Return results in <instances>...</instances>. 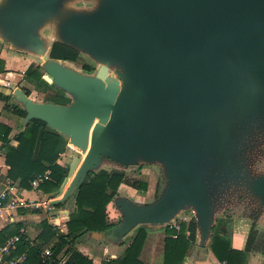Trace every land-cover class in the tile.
<instances>
[{"label":"water","instance_id":"obj_1","mask_svg":"<svg viewBox=\"0 0 264 264\" xmlns=\"http://www.w3.org/2000/svg\"><path fill=\"white\" fill-rule=\"evenodd\" d=\"M54 43L92 68L53 57ZM0 45L39 57L68 98L0 86L25 111L21 130L41 120L77 150L50 200L57 214L104 168L161 169L157 198L116 194L119 221L81 240L118 246L188 211L202 253L216 214L240 197L264 213V0H0Z\"/></svg>","mask_w":264,"mask_h":264},{"label":"trees","instance_id":"obj_2","mask_svg":"<svg viewBox=\"0 0 264 264\" xmlns=\"http://www.w3.org/2000/svg\"><path fill=\"white\" fill-rule=\"evenodd\" d=\"M51 55L55 58L75 62L79 53L61 43H54ZM0 59V70H3ZM86 70L91 64H84ZM26 70V78L33 80L40 87H47L42 80V74L36 67ZM30 93V90H28ZM0 98L8 97L0 94ZM45 100L58 103L68 101L64 93L46 96ZM13 114L24 117L25 111L16 104L4 106ZM12 127L0 122V147L3 150L7 166L6 178L11 184H17L23 189L31 188V180L38 174L50 170V179L40 185V190L48 195H54L67 175V167L58 162L60 155L67 149V140L57 131L50 129L41 120H31L24 130L11 135ZM12 140L16 143L13 144ZM128 183L125 174L120 171L102 169L93 173L78 190L75 208L69 214L66 232H60L57 227L48 223L46 218L40 221L41 229L32 242L26 239L19 227L5 226L0 229V244L8 237L19 234L20 240L13 251L14 255L26 252L25 264H149L140 257L144 247L147 230L144 226L136 229L128 245L117 257L107 258L95 263L91 258L76 248L82 236L88 231H106L114 222L108 217V205L118 193L121 183ZM139 192L145 191L147 182L134 180L129 183ZM61 204L53 207H60ZM27 209V208H26ZM165 229L161 264H185L184 258L189 252L191 242L196 239V225L194 219L180 222L179 229ZM257 236L250 232L244 247H234L230 239L216 231L212 236L210 248L219 262L224 264H246L248 252L253 250ZM263 242V243H262ZM264 246V239L259 241ZM48 248L50 253L43 255Z\"/></svg>","mask_w":264,"mask_h":264},{"label":"rangeland","instance_id":"obj_3","mask_svg":"<svg viewBox=\"0 0 264 264\" xmlns=\"http://www.w3.org/2000/svg\"><path fill=\"white\" fill-rule=\"evenodd\" d=\"M52 29L50 27H47L44 30V33L46 35H51ZM3 48V45H0V49ZM20 53V52H19ZM22 60H27L28 63H30V69L38 68L42 74V80L45 82L47 87H40L37 84L33 82V80H28L27 78L20 80V83L25 85V88L30 90V95L34 100L38 101H45L46 96H54L58 95L59 93H63V91L57 89L53 84H51L46 78L45 74L41 71V60L39 57L31 54L21 53L20 55ZM68 64L72 65L74 68L80 70V71H87L83 65L88 63L91 64L92 61L85 55L79 54L78 60L75 62L67 61ZM77 153L76 149L68 148L63 152L64 154L62 156V161L65 167H67L69 161L71 158ZM107 171H120L125 174V179L128 181V183H121V185L118 188L117 194H123V195H132L135 199H138V202L147 203L155 198L158 197L160 194L164 179L162 176V172L159 166L157 165H140L137 166L134 169H115L113 167H107L104 168ZM68 171V169H67ZM134 180H144L147 182V188L145 191L139 192L137 188H135L133 185H130L129 183L133 182ZM40 190V188L38 189ZM61 195V194H60ZM57 192L53 195L54 197H60ZM50 195L49 197H46V199H49L50 197H53ZM41 201V200H39ZM57 210L61 207H54ZM250 208L258 209L260 210V215L257 217V219H253L252 217H249V212L252 211ZM32 213L42 212L43 216H46L47 218H50V215L47 213L48 211L52 210L53 207H45L43 205L38 207H29L27 208ZM20 210V209H19ZM254 211V210H253ZM190 213L184 212L182 213V216L186 218L185 221H189ZM225 216L231 217L230 219H226ZM108 217L111 222L116 223L119 221L120 216L114 207L113 203L111 202L108 205ZM46 218V219H47ZM63 221V220H62ZM61 220L59 221V224L62 225L63 222ZM67 221V220H66ZM221 223H225V229H227V233L223 234L226 238L230 239L233 246H236L237 248H242L245 245L246 239L248 237V234L251 231H255L257 234L256 241L254 243L253 250L248 252L247 258H246V264H264V246H262L259 241H262L264 237V213L263 210L252 202H245L240 197V202L237 204H232L231 206L221 210L218 212L215 216V222L214 225H221ZM167 226V225H166ZM165 226V227H166ZM218 227V226H217ZM154 230V231H153ZM213 236V234H212ZM211 236V239H212ZM132 237V236H131ZM131 237L127 238L123 244L119 246V252H117V255H120L124 248L128 245L130 242ZM163 237H164V230L163 228H153L152 230H148V240L146 242V245L144 247V256L151 255L153 263H156L155 257L158 258V260L161 259L160 255L162 253V244H163ZM207 242L206 246L204 247L202 253H198L197 251V245H198V238L194 240V242H191L189 252L186 254L184 258L185 264H213V263H219L224 264L223 262H219L215 255L213 254L211 248H210V242ZM263 243V242H262ZM89 246L96 247L95 242L91 240V242H88ZM153 247V248H152ZM117 257V256H116ZM150 258V257H149ZM160 263V261H158Z\"/></svg>","mask_w":264,"mask_h":264},{"label":"crops","instance_id":"obj_4","mask_svg":"<svg viewBox=\"0 0 264 264\" xmlns=\"http://www.w3.org/2000/svg\"><path fill=\"white\" fill-rule=\"evenodd\" d=\"M21 53L17 51H12L10 49H7L3 47L0 49V59H2V67L3 70H0V86H10L12 88L23 86L25 88V85L20 83V80L26 78V70L30 63H28L27 60H22L20 57ZM9 81V84H6ZM0 94H2L0 92ZM30 94V93H29ZM4 95V94H2ZM8 97V100H4L3 98H0V122L5 123L12 127L11 135H14L15 133L19 132L21 130L22 125V118L19 117L6 108L4 106L6 104H14L12 99ZM31 96V95H30ZM12 143L15 144L16 142L12 140ZM1 145V143H0ZM64 154H61L59 157L58 162L63 164L62 156ZM64 165V164H63ZM6 172H7V166L5 164V157L3 150L0 147V189L3 188L5 185L10 184L9 181L6 178ZM17 185V184H16ZM19 193L24 195L25 198L31 199V200H41L40 202H44L46 197H49L50 195L43 193L41 190H32L30 189H23L19 187ZM133 200L139 201L138 197H133L132 195H129ZM58 197H50L51 199H56ZM41 206V205H40ZM53 206V205H52ZM20 209V210H19ZM57 209L53 207L52 210L48 211L47 213L50 215V218H47L46 216H43L42 212L32 213L26 208H18L16 210H9L6 209L2 212H0V229H2L5 226H11V227H19L20 232L25 234L26 239H28L30 242L35 240L37 237L41 225L40 221L43 218H47V221L49 224L54 225L57 227V229L60 232H66V220L68 217L66 215L62 216L61 214H57ZM65 219V220H64ZM62 221L63 224L60 225L59 221ZM147 230V238L144 244V247L146 245V242L148 240V230L153 228H163L164 230V237H165V227H150V226H144ZM163 237V240H164ZM162 240V241H163ZM94 241V240H92ZM88 242H91V240H80L78 243H76V248L87 255L89 258L93 260L95 263H100L101 261L107 259V258H114L117 256V252H119V246L110 245L109 243H106L104 241H94L96 247H91L88 244ZM144 247L141 252V259L149 264H155L153 262H149L148 259H145L144 257ZM162 253H163V244H162ZM161 253V255H162ZM160 263L156 262V264L162 263V256ZM147 258L152 260L151 255H146ZM159 258V256H158ZM157 258V260H158ZM63 264V262L61 263Z\"/></svg>","mask_w":264,"mask_h":264},{"label":"built area","instance_id":"obj_5","mask_svg":"<svg viewBox=\"0 0 264 264\" xmlns=\"http://www.w3.org/2000/svg\"><path fill=\"white\" fill-rule=\"evenodd\" d=\"M6 84H9V81ZM68 148L74 149L70 145H68ZM49 179H50V170H46L44 173L36 175L31 180V189L34 191L38 190L40 188V185L44 181L49 180ZM40 205H43L47 208L53 207L50 204L49 199L41 203L39 200H31V199L25 198L24 195L19 193V187L14 183L5 185L3 188L0 189V212L6 209L16 210L18 208L38 207ZM61 215L64 216L63 214ZM192 217L193 216L191 214L189 219H191ZM185 220H186L185 217H183L182 215H179L176 219H174L167 225L170 228H175L176 230H178L180 222L185 221ZM19 240H20V235L16 234V235L8 237L2 244H0V264H25V261L27 258L26 252H22L18 255L13 254V251L16 247V244L19 242ZM49 253H50V250L46 248L43 252V255H48Z\"/></svg>","mask_w":264,"mask_h":264},{"label":"flooded vegetation","instance_id":"obj_6","mask_svg":"<svg viewBox=\"0 0 264 264\" xmlns=\"http://www.w3.org/2000/svg\"><path fill=\"white\" fill-rule=\"evenodd\" d=\"M250 210H252V211H250L249 213V217H252L253 219H257V217H259V213H260V210H258V209H253V208H250ZM254 210V211H253ZM193 218V217H192ZM191 218V219H192ZM225 218L226 219H230L231 217H228V216H225ZM194 219V218H193ZM190 220V219H189ZM194 222H195V219H194ZM218 226V227H217ZM216 231H218V232H220V233H223V234H225V233H227V229H225V223H221V225H214L213 226V235H214V233L216 232ZM251 232H253L256 236H257V234L255 233V231H251ZM249 235V234H248ZM262 239H264V237L262 238ZM234 247H236V246H234Z\"/></svg>","mask_w":264,"mask_h":264},{"label":"bare ground","instance_id":"obj_7","mask_svg":"<svg viewBox=\"0 0 264 264\" xmlns=\"http://www.w3.org/2000/svg\"><path fill=\"white\" fill-rule=\"evenodd\" d=\"M70 179H71V177L69 178V180H68V183H69V181H70ZM154 231V230H153ZM153 248V247H152ZM162 256V255H161ZM145 257V259H148L149 260V262L151 261V262H153L151 259H149V258H147V256H144ZM158 258V257H157ZM156 257H155V259H157ZM161 260V259H160ZM160 260H158V261H160ZM155 262H157V260L155 261ZM156 264V263H155Z\"/></svg>","mask_w":264,"mask_h":264}]
</instances>
